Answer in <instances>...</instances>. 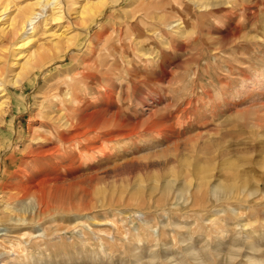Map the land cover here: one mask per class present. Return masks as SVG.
Masks as SVG:
<instances>
[{"label": "rangeland", "instance_id": "1", "mask_svg": "<svg viewBox=\"0 0 264 264\" xmlns=\"http://www.w3.org/2000/svg\"><path fill=\"white\" fill-rule=\"evenodd\" d=\"M35 1L0 0V26ZM70 1L31 26L43 43L70 29L74 46L0 91V264H264V0H104L86 24ZM88 71L65 102L112 123L93 153L73 145L40 213L11 194L55 85Z\"/></svg>", "mask_w": 264, "mask_h": 264}, {"label": "bare ground", "instance_id": "2", "mask_svg": "<svg viewBox=\"0 0 264 264\" xmlns=\"http://www.w3.org/2000/svg\"><path fill=\"white\" fill-rule=\"evenodd\" d=\"M115 1L118 2V0ZM105 2L104 0H84L79 5L80 9L77 12L78 20L82 24L88 23V21L103 13ZM63 3V0H37L9 16L7 19L8 24H1L0 35L7 36L9 41L5 47L8 50L6 59L3 61V67L0 66V80L2 84L0 91L2 93L6 91L7 84H20L31 72L46 65V63L55 59L60 53L74 46L76 36L69 28H67L69 30L63 29L60 33H56L55 31L49 42L43 43L36 39L37 33L34 30L35 28L33 29V26H31L34 23V18L40 15V12L36 9L39 7L44 8L46 5H52V14L49 17L50 22L51 20L53 22L61 19L64 16ZM70 3L74 5L77 1L72 0ZM7 10L8 8L5 6L2 12L0 11V23L3 20L1 16L5 15L8 12ZM69 27L71 28L72 26ZM21 56L24 58V61L19 65L20 70L13 77H10V72H13L10 69V65L16 64L15 60H18ZM92 74L90 71L87 73L82 72L79 77L76 74L75 76H70L67 73L66 77L57 82L55 85L57 91L54 93V97H50L51 99L47 103L48 106H46L48 110L46 113L47 118L42 119L41 130L36 137L39 141L36 142V146L33 145L31 147L30 160L26 164L30 173L26 180L19 181L16 193L11 194V197L17 200L29 196L37 197L39 201L38 211L40 213H46L50 208L49 197L52 192V184L58 179L57 174L61 171L60 169L67 168V165L73 161L74 155L72 153L74 150L75 153L77 152L76 149L72 148L73 145L78 147L80 153L86 152V155L88 151L93 153L97 149L96 142L99 137L91 136V134L96 133L100 129L101 124H104L106 128H110V124L112 123L110 118L102 117V119L95 121L96 118L91 114L79 112V108H75L76 106L71 107L65 102V97L61 93L62 90L67 91V89H70L68 91L75 92V89L78 87L76 82L84 81V79H87ZM72 101H77L76 93H74ZM2 103L4 102H0L1 108ZM53 113L55 114L51 115ZM63 125H70L71 127L66 131L67 129L62 128ZM109 131L112 130H105L106 133L110 134L111 132ZM8 218L15 221V228L20 227L19 230H23L24 227L22 225L28 223L27 217H25V214L22 215V213L19 217L16 214V216L10 215ZM15 236L13 238L16 241L17 252L18 248L22 251L23 244L30 240L26 239L24 241L23 239L27 238V236L30 237V233L23 231L22 233L15 234Z\"/></svg>", "mask_w": 264, "mask_h": 264}]
</instances>
